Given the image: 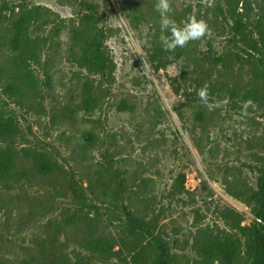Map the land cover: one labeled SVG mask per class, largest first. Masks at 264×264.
<instances>
[{"label": "rangeland", "instance_id": "rangeland-1", "mask_svg": "<svg viewBox=\"0 0 264 264\" xmlns=\"http://www.w3.org/2000/svg\"><path fill=\"white\" fill-rule=\"evenodd\" d=\"M169 2L177 23L191 15L207 25L200 39L171 52L159 42L156 0H0V117L16 125L0 142V151L15 152L12 177L0 182V264H147L146 250L132 261L145 242L82 209L73 189L114 213L129 207L154 218L178 264H195L198 249L216 238L244 241L264 169V47L256 30L264 28V0ZM21 9L37 12L30 36L43 40L26 66L32 85L19 79L16 55L3 43ZM233 18L259 50L246 47ZM99 29L111 65L96 74L80 59ZM11 83L16 96L4 91ZM205 85L207 103L197 95ZM245 100L252 103L242 114ZM36 156L49 165L45 173ZM179 175L186 193L174 192ZM98 238H114L117 253L89 249ZM243 254L233 264H248Z\"/></svg>", "mask_w": 264, "mask_h": 264}, {"label": "trees", "instance_id": "trees-1", "mask_svg": "<svg viewBox=\"0 0 264 264\" xmlns=\"http://www.w3.org/2000/svg\"><path fill=\"white\" fill-rule=\"evenodd\" d=\"M234 0H225L227 7L232 6ZM87 5L90 12L94 10L93 6ZM221 10V6H218ZM222 13V12H221ZM15 17L8 25V34L10 35L7 41L3 42L4 45L16 55L17 62L15 65L17 70L21 72L19 79H25L27 84L32 85L34 78L32 73L26 66L31 61L37 59L43 40L39 37L31 38L30 26L37 21L38 14L31 9H21L17 12ZM234 19L233 28L242 33L246 47H250L252 50H259L257 43L252 41L246 33V26L240 20ZM87 21L94 23L97 22L95 15L87 17ZM258 34V41L261 47H264V28L262 26L256 27ZM106 32L104 29L97 30L93 36L85 41L84 46L81 48V64L80 66L86 67L93 73L99 74L110 69V59L105 53L103 41L105 39ZM1 43V41H0ZM252 59L253 56L248 55ZM0 76H2V70H0ZM4 91L16 96L19 94V88L14 83L7 84ZM16 133V125L11 117H0V142L6 141L12 138ZM91 137L86 135V139ZM15 165V152L13 150H1L0 151V182H5L8 175L11 174V170ZM34 166L40 173H45L49 169V165L41 159L40 156H36L34 159ZM12 177V174H11ZM10 177V178H11ZM15 177V172L13 174ZM184 176L179 175L173 189L175 193H186L184 189ZM122 183H120V186ZM74 200L82 209L94 213L96 216L105 215L108 219H113L121 224L122 235L124 238L131 239L135 243L145 242L139 251L135 252L132 256V261L137 263L144 257L142 250H146L147 255L143 260L147 264H178L174 255L169 252L166 247L165 240L160 231H157V223L154 218L146 219L140 215L135 209H128L124 207L122 214L114 213L111 207L106 205L98 206L86 200L82 192H77L75 189L72 191ZM255 203L257 210L255 212V221L247 227L241 228L245 231V239L241 240L240 237L235 236L229 239H214L213 242L207 243L198 249L200 260L195 264H212V262L218 261L221 264H233L238 257L242 255V249L244 248V256L247 257L248 264H264V169L262 171V180L260 182L259 189L255 194ZM102 210V211H101ZM123 239V238H121ZM116 243L114 238H98L88 242L89 249L100 254H116L112 252L113 245Z\"/></svg>", "mask_w": 264, "mask_h": 264}, {"label": "clouds", "instance_id": "clouds-1", "mask_svg": "<svg viewBox=\"0 0 264 264\" xmlns=\"http://www.w3.org/2000/svg\"><path fill=\"white\" fill-rule=\"evenodd\" d=\"M154 8L160 16L159 42L165 51L171 52L178 47H184L189 41L200 39L207 30V25L203 20H198L191 15L187 16L181 23H177L170 15L171 7L169 0H156ZM144 43L147 42L145 41ZM197 95L203 102L207 103V86L205 85L200 88ZM251 103V100H245L241 103L240 111L242 114H246Z\"/></svg>", "mask_w": 264, "mask_h": 264}]
</instances>
